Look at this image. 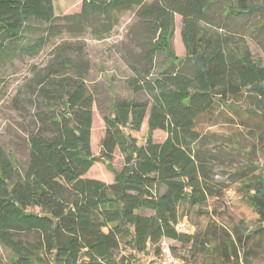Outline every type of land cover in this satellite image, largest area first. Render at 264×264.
I'll return each instance as SVG.
<instances>
[{"label":"trees","instance_id":"trees-1","mask_svg":"<svg viewBox=\"0 0 264 264\" xmlns=\"http://www.w3.org/2000/svg\"><path fill=\"white\" fill-rule=\"evenodd\" d=\"M230 1L83 0L78 14L61 17L70 29L104 39L121 14L134 10L146 27L149 59L161 56L165 64L151 77L132 66L136 76L127 80L128 87L150 100L112 99L103 115L101 155L95 158L91 133L98 102L86 82L89 65L81 57L53 58L34 126L27 131L23 169L0 144V245L9 253L6 264H148L146 256L158 255L165 239L198 247L197 236L176 230L184 216L181 206L201 208L219 192L216 156L205 149L196 121L217 104L233 109L244 92L264 119V64L250 51L243 34L247 25L241 23L264 13V7ZM219 3L227 8V24L219 29L236 25L224 34L205 26ZM176 15L182 18L184 59L172 45ZM59 19L54 0H0V70L14 55L37 57ZM179 63L183 68L176 69ZM145 121L147 136L138 144L131 133ZM158 130L167 134L163 142L153 138ZM117 150L123 156L120 171L112 165ZM98 161L112 171V183L84 177ZM238 180L244 201L264 223V175L251 177L244 170ZM235 245L223 241L219 248L232 257ZM121 247L128 254H119Z\"/></svg>","mask_w":264,"mask_h":264},{"label":"rangeland","instance_id":"rangeland-1","mask_svg":"<svg viewBox=\"0 0 264 264\" xmlns=\"http://www.w3.org/2000/svg\"><path fill=\"white\" fill-rule=\"evenodd\" d=\"M82 1L54 0L55 13L60 19L49 44L35 58L14 55L1 63L0 144L18 159L22 169L28 157L27 131L34 126L40 107L39 91L45 86L48 67L53 60H57L53 59L55 56L74 61L81 57L89 65L86 82L98 102L93 108L91 133L95 158L101 155L105 135L103 115L110 110L112 99L137 97L141 101L150 100L145 93L135 96L128 87L127 80L136 76L132 66L143 76L151 77L158 74L165 64L161 56L155 57L152 62L149 59L143 43L146 27L138 22L134 10L121 14L118 25L104 39L93 37L89 31L80 34L70 29L72 25H67L61 17L78 14ZM252 1L264 7V0ZM230 2L234 4L235 0ZM226 9L222 3L212 6L208 13L209 23L205 26L222 34L235 29V22L219 29L227 24ZM242 22L247 25L243 33L245 42L254 58L264 64V13L245 17ZM182 26V18L176 15L172 45L175 54L184 59L187 52ZM240 36L235 38L237 42H240ZM54 50H57L56 54ZM178 68H183L182 63L177 65ZM254 108V99L244 92L233 102V109L217 104L211 114L203 115L196 121V130L203 137L205 149L216 156L213 178L219 193L201 208L181 206L184 216L180 222H186L190 227L189 233L200 240L198 247L167 239L160 245L162 247L165 243L185 264H264V223L244 201L238 180L244 170L251 177L264 175V139L261 137L264 119ZM147 132L145 121L141 130L131 135L138 144H142ZM166 137L167 134L160 130L153 134L156 142H163ZM112 165L118 171L123 167V156L118 150ZM84 177L105 183H112L114 179L112 171L100 161ZM231 240L236 243L232 257L219 248L221 242ZM119 254H128V251L121 247ZM153 254V251L149 253L150 256ZM8 259L9 253L0 245V264H6Z\"/></svg>","mask_w":264,"mask_h":264},{"label":"built area","instance_id":"built-area-1","mask_svg":"<svg viewBox=\"0 0 264 264\" xmlns=\"http://www.w3.org/2000/svg\"><path fill=\"white\" fill-rule=\"evenodd\" d=\"M176 230L178 233H189L190 227L186 222H180L177 224ZM160 248L161 250L158 255L153 254L151 256H146L149 261L148 264H183L182 260L165 246V243H163Z\"/></svg>","mask_w":264,"mask_h":264}]
</instances>
